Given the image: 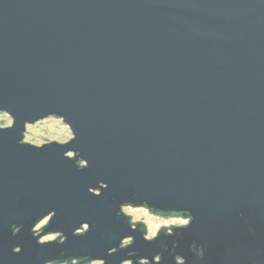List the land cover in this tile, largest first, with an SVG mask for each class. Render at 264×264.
Segmentation results:
<instances>
[{
    "label": "water",
    "instance_id": "95a60500",
    "mask_svg": "<svg viewBox=\"0 0 264 264\" xmlns=\"http://www.w3.org/2000/svg\"><path fill=\"white\" fill-rule=\"evenodd\" d=\"M0 108L18 121L0 133V264L62 251L119 264L127 253L107 251L127 234V251L149 259L171 249L179 238L149 244L117 218L136 192L190 209L196 222L179 236L209 243L212 264H264V0H0ZM49 111L74 124L70 148L90 170L68 148L18 146L24 121ZM101 180L96 198L88 188ZM53 208L49 230L69 241L40 247L31 227ZM85 220L99 227L73 237ZM13 224L24 226L16 238ZM177 251L208 264L186 240ZM163 264H175L170 252Z\"/></svg>",
    "mask_w": 264,
    "mask_h": 264
},
{
    "label": "clouds",
    "instance_id": "9594fccd",
    "mask_svg": "<svg viewBox=\"0 0 264 264\" xmlns=\"http://www.w3.org/2000/svg\"><path fill=\"white\" fill-rule=\"evenodd\" d=\"M17 124V118L12 111L0 108V133L15 131ZM20 136H22V139L17 142L20 147H29L36 151H44L53 146L68 148L69 150L63 152V157L66 160L74 162L75 167L80 172L91 169V162L84 157L82 151L70 148L79 139V136L74 124L69 121L66 115L59 111H49L37 118L25 120ZM108 188L109 185L101 180L97 181L96 187H89L88 193L100 198ZM139 195L136 192L133 194L132 199L119 203L116 216L127 222L132 233L139 232L144 242L151 244L158 241L162 236L174 238L178 232L191 231L193 224L196 222V217L190 209L182 207H172L167 210L157 208L147 199L140 200ZM112 200L113 203H116L115 197ZM57 216L58 211L53 208L35 220L31 227V233L38 246L55 245L62 248L68 243L69 236L66 232L49 230ZM240 216L243 218V213ZM23 227V225L13 224L12 237H18L23 231ZM98 227L99 225L96 221H82L73 230L72 236L83 239L89 236L94 228ZM248 230L253 235L255 234L256 230L254 227L249 226ZM3 238L0 235V241ZM185 239L186 237L181 235L178 240H173L171 249L165 245L162 251L149 259L146 256H142L139 250L127 251L136 245V236L127 234L119 239L118 246L108 249L107 257L119 256L122 252H126L128 258L121 259L119 264H163L164 253L170 252L175 258V264H188L187 258L177 251L180 247V241ZM189 248L191 253L199 260L208 261V264H212V260L209 258L211 249L209 243L193 239L189 244ZM12 253L13 255H22L23 247L17 245L12 248ZM102 256L103 254L94 257L91 253L69 256L66 251H62L57 258L46 259L43 264H108V260L102 258ZM218 258L216 257L215 259Z\"/></svg>",
    "mask_w": 264,
    "mask_h": 264
},
{
    "label": "flooded vegetation",
    "instance_id": "af4514ba",
    "mask_svg": "<svg viewBox=\"0 0 264 264\" xmlns=\"http://www.w3.org/2000/svg\"><path fill=\"white\" fill-rule=\"evenodd\" d=\"M180 236H179V232L177 233V236L176 237H174V238H179ZM174 238H170V239H174ZM169 239V240H170ZM196 239V238H195ZM193 239H189V240H186V242H187V244L189 243H191V241H192ZM203 242V241H202ZM189 246V245H188ZM202 262H204V263H208V261H202Z\"/></svg>",
    "mask_w": 264,
    "mask_h": 264
},
{
    "label": "trees",
    "instance_id": "16d2710c",
    "mask_svg": "<svg viewBox=\"0 0 264 264\" xmlns=\"http://www.w3.org/2000/svg\"><path fill=\"white\" fill-rule=\"evenodd\" d=\"M185 240H188V238H186ZM200 240V239H199ZM201 242H202V240H200ZM188 245H189V243H188ZM189 247V246H188ZM190 249V248H189ZM210 254H211V252H210Z\"/></svg>",
    "mask_w": 264,
    "mask_h": 264
}]
</instances>
